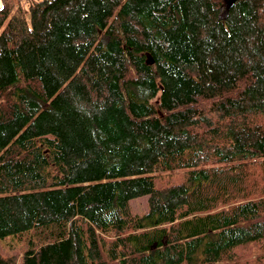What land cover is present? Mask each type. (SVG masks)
Masks as SVG:
<instances>
[{
  "label": "trees",
  "instance_id": "obj_1",
  "mask_svg": "<svg viewBox=\"0 0 264 264\" xmlns=\"http://www.w3.org/2000/svg\"><path fill=\"white\" fill-rule=\"evenodd\" d=\"M0 264H264V0H3Z\"/></svg>",
  "mask_w": 264,
  "mask_h": 264
},
{
  "label": "rangeland",
  "instance_id": "obj_2",
  "mask_svg": "<svg viewBox=\"0 0 264 264\" xmlns=\"http://www.w3.org/2000/svg\"><path fill=\"white\" fill-rule=\"evenodd\" d=\"M16 5H21L23 9H27L32 0H14ZM3 5V0H0V8ZM182 181V172L178 171L171 175H164L156 179V186L163 187L170 184H176ZM132 206L135 212L142 214L147 208V196L136 198L132 201Z\"/></svg>",
  "mask_w": 264,
  "mask_h": 264
},
{
  "label": "water",
  "instance_id": "obj_3",
  "mask_svg": "<svg viewBox=\"0 0 264 264\" xmlns=\"http://www.w3.org/2000/svg\"><path fill=\"white\" fill-rule=\"evenodd\" d=\"M148 59H149V63H153L154 62V59L151 55H148Z\"/></svg>",
  "mask_w": 264,
  "mask_h": 264
}]
</instances>
